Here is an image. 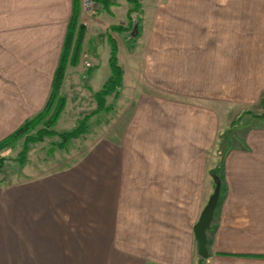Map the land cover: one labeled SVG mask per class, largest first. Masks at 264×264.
I'll return each instance as SVG.
<instances>
[{
    "label": "crops",
    "instance_id": "1",
    "mask_svg": "<svg viewBox=\"0 0 264 264\" xmlns=\"http://www.w3.org/2000/svg\"><path fill=\"white\" fill-rule=\"evenodd\" d=\"M140 3L133 49L130 32L110 29L128 24L130 1L100 0L93 17L80 8L83 77L103 60L110 76V33L123 86L74 162L33 177L26 163L0 182V264H201L195 226L235 110L248 115L225 141L203 264H264V117L253 115L264 110V0ZM73 6L0 0V140L45 106ZM94 38L104 59L89 55Z\"/></svg>",
    "mask_w": 264,
    "mask_h": 264
},
{
    "label": "trees",
    "instance_id": "2",
    "mask_svg": "<svg viewBox=\"0 0 264 264\" xmlns=\"http://www.w3.org/2000/svg\"><path fill=\"white\" fill-rule=\"evenodd\" d=\"M100 1V0H99ZM133 4L132 9L128 12V24L114 25L110 29L117 32H130L131 44L130 49L134 48V43L141 33L142 9L140 0H128ZM81 0H74L73 13L70 18L62 52L54 74L52 91L41 111L34 116L26 119L16 130L7 137L0 140V173L3 172L6 158L3 151L16 146L22 140V149L15 157L17 162L16 172L22 171L28 161V153L33 145L44 141L47 137L58 136L60 141L56 143L59 148H65L67 144L75 138H79L86 134L90 128L91 116L100 112H109L114 108L113 103L107 102L109 96L117 98L123 86V68L118 60V45L115 38L110 33L107 35L108 44L110 46L109 65L111 74L103 84L102 88L93 93L96 107L90 113L79 121L78 125L69 131L59 132L54 127L56 125L59 114L63 111L65 98L61 94V89L66 78L69 66H76L80 61V55L83 51V43L86 33V25L80 20ZM134 30V33H133ZM264 106V99L262 100ZM264 116V113H263ZM232 125L220 134L218 144V161L211 170L212 174L218 178H222L223 171V153L225 148V138L230 132ZM205 258H201L200 263L203 264Z\"/></svg>",
    "mask_w": 264,
    "mask_h": 264
},
{
    "label": "rangeland",
    "instance_id": "3",
    "mask_svg": "<svg viewBox=\"0 0 264 264\" xmlns=\"http://www.w3.org/2000/svg\"><path fill=\"white\" fill-rule=\"evenodd\" d=\"M92 17L96 14H90ZM89 21V20H88ZM121 44V43H120ZM105 41L103 38H94L89 43V55L91 57L94 56V50L99 51L100 58H105L106 51L105 50ZM92 50V51H91ZM83 51L80 55V61L76 65L77 69L67 77V81L65 86H62L61 94L65 98V105L63 111L59 114L57 119L55 129L59 132L69 131L75 128L79 121L85 116V114L90 113L91 110L95 109L96 102L93 96V91L88 90V84L92 85L94 89H99L101 87L102 81L109 75V70L106 68L107 66L104 64V60L101 61V66L95 69L96 76H93V81L85 77V72L88 71V67H85L84 62L85 58L82 57ZM93 55V56H92ZM90 73V72H89ZM94 73V72H93ZM109 102L111 98L108 99ZM240 110H235L231 113L232 116L227 115L226 120L230 122L229 127L232 125L230 132L226 135L225 141L228 139L229 143L232 141V137L236 134L235 127H239L242 119L248 115V112H243L242 116H239ZM264 110H259L258 113H254L253 115L256 117H264ZM105 115L102 113L98 116L96 114L91 116L90 128L85 136L79 137V139H75L70 141L65 148H59L56 146V143L60 141L58 136L47 137L44 141L38 142L33 145V148L28 153V165L27 172L32 176L34 171L36 173H40L41 171H51L52 169H57L58 167L69 164L70 162H74L77 158L80 157V154L85 151L86 147L89 146L93 140L92 134L96 132V125L99 120H101ZM242 117V118H241ZM230 134V135H229ZM95 139V138H94ZM227 141V142H228ZM22 149V140L14 147L6 149L3 151V155L6 158H10L6 161L3 172L0 173V182L2 181H15L16 174L15 169L17 168V162L15 161V157ZM32 176V177H33Z\"/></svg>",
    "mask_w": 264,
    "mask_h": 264
},
{
    "label": "water",
    "instance_id": "4",
    "mask_svg": "<svg viewBox=\"0 0 264 264\" xmlns=\"http://www.w3.org/2000/svg\"><path fill=\"white\" fill-rule=\"evenodd\" d=\"M220 189H221L220 179L216 178L215 190L211 195V197L209 198V201L206 207L204 208L198 223L195 226V234L198 240V251L201 257L203 258H207L208 256V251L206 247V242H207L206 231L209 228L210 223L212 221L214 209L219 199Z\"/></svg>",
    "mask_w": 264,
    "mask_h": 264
},
{
    "label": "built area",
    "instance_id": "5",
    "mask_svg": "<svg viewBox=\"0 0 264 264\" xmlns=\"http://www.w3.org/2000/svg\"><path fill=\"white\" fill-rule=\"evenodd\" d=\"M99 0H81V6H82V10L86 13V14H93L94 12L97 11L98 7H99ZM89 63H86V66H89Z\"/></svg>",
    "mask_w": 264,
    "mask_h": 264
}]
</instances>
